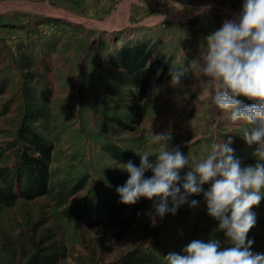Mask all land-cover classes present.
<instances>
[{"label":"rangeland","instance_id":"1","mask_svg":"<svg viewBox=\"0 0 264 264\" xmlns=\"http://www.w3.org/2000/svg\"><path fill=\"white\" fill-rule=\"evenodd\" d=\"M205 4L212 7L198 11ZM241 4L242 0H0L1 173L8 178L18 161L23 122L53 145L50 191L0 205V264H139L137 257L147 252L142 264H167L164 256L169 251H182L194 238H218L221 247L231 246L216 230L217 221L205 203L190 210L179 207L155 224L150 220L151 205L126 225L112 227L104 219L88 227L65 216L56 195L85 177L67 203L89 192L106 217L119 196L116 187L129 175L108 147L138 159V152L148 151L152 159L158 146L151 143V131L169 132V147L179 146L193 160L203 158L214 139L231 136L241 165L256 163L255 145H248L242 134L247 126L227 118L217 123V110L203 95L207 86L193 87L198 82L195 60L206 35L232 18ZM142 39L150 40L153 58L163 59L168 68L138 100L114 59L124 44ZM180 67H185V74L181 84L173 86L170 72ZM252 208L256 223L248 236L254 239L251 247L264 252V197Z\"/></svg>","mask_w":264,"mask_h":264},{"label":"clouds","instance_id":"2","mask_svg":"<svg viewBox=\"0 0 264 264\" xmlns=\"http://www.w3.org/2000/svg\"><path fill=\"white\" fill-rule=\"evenodd\" d=\"M211 7L205 4L198 11ZM205 40L195 60L198 82L193 87L207 86L203 95L215 106L217 123L227 118L247 126L242 134L248 145H255L256 163L241 165L231 136L214 139L207 154L193 160L179 146L169 147V132L151 131V143L158 146L154 158L142 151L139 165L132 160L122 163L129 175L116 191L123 203L155 197L153 224L166 214L174 215L185 202L195 207L199 200L189 196L202 193L207 213L217 221L216 230L231 246L221 247L218 238H194L182 251H169L164 256L167 264H264V252H256L248 236L256 223L252 206L264 197V0H242L239 11ZM184 74L185 67L172 69L170 84L180 85ZM148 171L151 175H145Z\"/></svg>","mask_w":264,"mask_h":264},{"label":"trees","instance_id":"3","mask_svg":"<svg viewBox=\"0 0 264 264\" xmlns=\"http://www.w3.org/2000/svg\"><path fill=\"white\" fill-rule=\"evenodd\" d=\"M153 52L154 46L150 40L129 41L118 50L114 59L115 65L123 70V80L134 88L133 94L138 100H142L148 94L168 68L163 59L153 58ZM2 92L3 87L0 86V94ZM18 137L22 148L14 169L10 171L8 178L0 171V176L3 178V185H0V205H8L17 198L33 199L50 191L49 164L53 145L33 130L26 121L20 126ZM108 148L120 162L132 160L139 165V159L127 151L113 146ZM84 184L85 177H81L66 192H58L56 200L65 216L74 217L88 227L96 226L104 219H107L112 227L123 226L136 218L140 211L154 205L155 197L147 198L149 200L140 197L135 203H123L118 196L110 205L105 217L98 201L89 192L67 203L68 197L80 190ZM193 198L199 200L196 206L204 204L202 193L189 196V200ZM180 208L190 210L194 207H189L185 202ZM129 253H135L136 256V251ZM146 254L149 256L150 253H142L145 257H137V263L142 264L147 261Z\"/></svg>","mask_w":264,"mask_h":264},{"label":"bare ground","instance_id":"4","mask_svg":"<svg viewBox=\"0 0 264 264\" xmlns=\"http://www.w3.org/2000/svg\"><path fill=\"white\" fill-rule=\"evenodd\" d=\"M40 7V6H39ZM51 12H52V10H51ZM53 13V12H52ZM58 13H60L61 15H66V14H64L63 12H58ZM63 17V16H62ZM86 25V24H85Z\"/></svg>","mask_w":264,"mask_h":264}]
</instances>
